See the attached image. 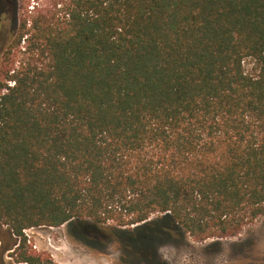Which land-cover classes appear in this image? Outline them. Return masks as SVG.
<instances>
[{
	"label": "trees",
	"instance_id": "16d2710c",
	"mask_svg": "<svg viewBox=\"0 0 264 264\" xmlns=\"http://www.w3.org/2000/svg\"><path fill=\"white\" fill-rule=\"evenodd\" d=\"M0 75L17 248L73 219L203 241L264 217V0H37Z\"/></svg>",
	"mask_w": 264,
	"mask_h": 264
},
{
	"label": "rangeland",
	"instance_id": "374dc122",
	"mask_svg": "<svg viewBox=\"0 0 264 264\" xmlns=\"http://www.w3.org/2000/svg\"><path fill=\"white\" fill-rule=\"evenodd\" d=\"M35 4L37 0H0V69L21 20ZM168 215L154 214L132 227L73 219L59 227L28 228L21 248L18 237L0 224V264H30L19 262L22 256L42 264H264V217L236 236L198 241Z\"/></svg>",
	"mask_w": 264,
	"mask_h": 264
}]
</instances>
